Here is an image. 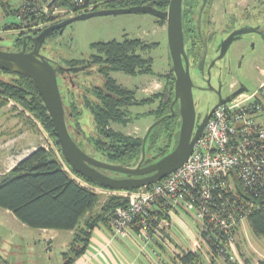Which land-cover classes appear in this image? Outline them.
<instances>
[{"label":"trees","instance_id":"16d2710c","mask_svg":"<svg viewBox=\"0 0 264 264\" xmlns=\"http://www.w3.org/2000/svg\"><path fill=\"white\" fill-rule=\"evenodd\" d=\"M90 1H97L93 10L145 4L166 10L169 3V0H84V3ZM59 3L70 4V0H60ZM200 3L201 0L182 1V26L185 39L192 38V33L196 32ZM1 5L4 6L3 2ZM32 6L31 1H23L17 8L4 6L6 13L13 14L17 18V22L5 23L2 27L5 30H20L13 40L14 45L22 43L23 28L30 26V22L36 23V20H40L45 22L46 26L58 21L53 18H37L38 14L31 13L28 8L31 9ZM72 7L75 12L78 11V7ZM21 10L25 11L21 12ZM157 20L160 24L165 23L163 19L157 18ZM42 29L38 31L32 29L30 32L37 34ZM55 33L58 31L54 30L48 35ZM92 46L95 52L90 58L95 63L101 83L96 85L84 82L80 86L79 94L65 85H62L63 92H61V87L58 85L66 109L65 121L68 131L87 154L110 163L135 166L141 158L143 136L123 133L115 130L112 125H126L143 114L132 112L130 107L133 105L151 104L157 101L156 106L148 111L154 115V120L168 113L174 95V74L170 68L164 74L162 90L138 98L135 90L120 84L110 73L113 71L129 75L151 73V57L138 52L144 51L149 45L137 38L124 37L122 40L94 42ZM194 48L190 49L191 53L187 50V54L196 58ZM72 61L67 63L71 65L78 63ZM8 99L20 103L41 121L52 136L59 156L57 157L52 150L38 145L16 162L0 178V208L9 210L20 222L32 228L73 230L69 247L61 254L60 264H75L76 259L81 257L87 248L91 230L99 223L107 225L115 207L123 205L125 201L121 197L111 196L103 201L99 209L96 208L99 194L94 187H105L81 176L65 161L60 152L52 120L32 79L23 74L0 69V107L4 106ZM257 101L264 109V97H259ZM83 111L86 112L84 115ZM29 122L34 125L31 120ZM179 125L180 116L176 110L174 116L164 118L150 130L145 140L143 164L162 157L175 146ZM81 181L86 182L87 185L82 184ZM255 202L256 206L248 215L247 222L254 234L263 235L264 198L258 197ZM224 249L211 245V256H217V253L224 252ZM194 259H199L196 252L185 250L182 253L181 261L185 264L193 263ZM210 260L213 258L210 257ZM258 264H264V261L260 260Z\"/></svg>","mask_w":264,"mask_h":264},{"label":"rangeland","instance_id":"374dc122","mask_svg":"<svg viewBox=\"0 0 264 264\" xmlns=\"http://www.w3.org/2000/svg\"><path fill=\"white\" fill-rule=\"evenodd\" d=\"M1 2H3L4 6L9 5L11 8H17L22 3V0H0V27L2 28L5 23L17 22V18L13 14L6 13V7L2 6ZM251 2L252 0H212L206 7L203 19V31H213L215 34H220L223 26H226V21L229 19L232 21L238 19L240 12L247 9ZM60 6L62 5L60 4ZM23 32L24 34L26 33V31ZM18 33H20L18 29H0V48L13 47V40ZM124 37L137 38L149 45L144 51L138 52L151 57L152 72L129 75L120 71H113L110 75L120 84L135 90V94L138 98L153 95L155 92L162 90L164 86V74L171 67L166 22L160 24L157 17L149 13L132 12L109 14L93 16L84 20H76L66 25L61 32L48 35L45 38V53L54 61H62L64 59L83 60L95 52L92 43L112 39L122 40ZM235 57L236 54L233 53L232 58L234 59ZM228 62V59L226 62H224V60L219 62V65L224 67L222 70H219L218 67L212 68V85L219 87L221 84L222 94L226 96L233 91L229 87L230 83L236 81L238 85L243 83L248 89L247 92L251 93L255 91L263 98L264 85L259 86V83L264 77L260 76L251 66L248 67V73L246 74H241L234 70L232 72H227L225 71V65H227ZM245 64L246 63H244V67L246 66ZM92 69L87 73L82 69L78 70V75L73 76V78L64 83V85L71 87V89L76 90V92L80 90L77 86V81H81V79H83L82 84L88 82L99 85L101 79L95 72V68ZM198 71L199 69L197 68H191L192 80L197 84L200 81L198 77L200 73ZM59 85L61 87V92H63V86L60 80ZM194 98L197 111H204L205 113L217 101L216 94L210 89H194ZM156 103L157 101L151 104L146 103L144 105L131 106L130 109L132 112H141L143 114L126 125L113 124L112 127L126 134L139 137L143 136L146 129L154 121V115L148 113V111L153 109ZM85 113L86 112L83 111V115ZM30 120L33 122V126L30 124ZM259 120L264 123V113L259 116ZM85 124L88 126L87 123ZM0 130L2 132L16 130L22 133L16 142L12 140V145L14 143L15 145L10 147L3 145L0 147V177L3 175V172L8 171L18 162L21 155L28 152L27 148L29 149L33 146L36 147L41 145L46 149L52 150L57 157L59 156L52 136L41 121L34 117L28 109L23 107L20 103L15 102L13 99H8L7 103L0 107ZM14 133L15 132H9L8 134L12 135L1 136L0 145L14 137L17 138ZM63 165L65 166L64 163ZM106 174L110 176L121 175L112 171H106ZM97 192L99 194V201H104L108 197L114 196L113 193L101 188H99ZM239 223V233L235 234L234 239L240 246H236V244L233 245L234 247H231V251L236 256V261L230 262L228 260H222L216 255L211 256L208 249L200 247L198 252H196L199 255V259H194V262L191 264H249L252 252L250 253L248 249L246 235L250 233V231H245L246 234L243 231L245 227L242 225H246V221L242 220ZM191 228H194L193 223H191ZM59 233H62V235L67 234L65 231H56V235ZM193 233L195 234L196 232L194 231ZM152 234L151 236L149 235V243L153 236L155 239L158 238V234L154 232ZM44 238L45 234L40 232L37 228L25 225L22 226V222L12 216V214L6 213L3 208H0V261L2 263L60 264L62 261L61 250L65 247H63V242L66 239H64V237H56V239L52 241L51 249H48L46 248L48 245L47 241ZM139 241L143 248L146 250L149 249V246H147L148 242L145 239L139 238ZM68 242H70V237L68 238ZM186 249H188V247ZM181 256L182 254H177V258L174 259V263L172 264H178L179 262L185 264L181 261ZM210 257H212L213 260H210ZM172 259L171 256L167 257V264L172 262Z\"/></svg>","mask_w":264,"mask_h":264},{"label":"built area","instance_id":"2783aa9c","mask_svg":"<svg viewBox=\"0 0 264 264\" xmlns=\"http://www.w3.org/2000/svg\"><path fill=\"white\" fill-rule=\"evenodd\" d=\"M23 1L32 2V8H28L38 14L37 18L58 21L93 10L97 3L70 0V4L60 6V0ZM45 24L36 20L23 31H38ZM229 87L234 91L236 84L231 82ZM259 97L255 91L242 92L217 105L188 158L161 180L136 190L94 187L125 201L109 216L112 237L125 236L131 228H136L147 242L153 232L163 231L169 236L172 214L181 211L191 219L197 237L187 250L198 252L205 247L210 252L211 245L224 247L228 252L217 256L236 261L231 247L239 222L247 221L256 198H264V123L259 120L264 109L257 101Z\"/></svg>","mask_w":264,"mask_h":264},{"label":"water","instance_id":"95a60500","mask_svg":"<svg viewBox=\"0 0 264 264\" xmlns=\"http://www.w3.org/2000/svg\"><path fill=\"white\" fill-rule=\"evenodd\" d=\"M182 1L169 0L166 10H160L152 5L145 4L130 7L95 9L77 13L45 26L36 35H24L22 38V48L19 51L0 49V69L26 75L36 85L52 120L60 152L68 165L81 176L105 188L132 190L161 180L171 171L181 166L188 158L214 108L219 104L230 101L238 94L248 91L247 87L243 83H240L237 89L224 96L220 92V89L211 87L213 91L215 90L217 101L209 109L201 123L195 125L196 113L192 93L193 81L189 72L188 57L184 48ZM132 12L149 13L166 22L168 49L171 60L170 68L174 74V95L170 104V113L166 116L173 115V105L178 103L180 125L175 146L159 159L148 164H143L145 158V140L150 130L162 121L165 116L154 120L142 137L140 160L135 166H124L95 158L84 152L74 141L66 125L65 109L57 81V73L69 71L73 68H66L57 62H51L39 52V48L50 32L54 30L61 32L66 25L76 20H84L93 16ZM247 31V29L241 28L229 33L218 46L219 55L217 58L220 59L225 54L229 45L237 38V34L240 35ZM26 39H30L33 42V48L30 51H25ZM204 56L205 52L203 58L200 60V64H203ZM104 171H112L127 176L114 177L106 174Z\"/></svg>","mask_w":264,"mask_h":264},{"label":"crops","instance_id":"0c3cea01","mask_svg":"<svg viewBox=\"0 0 264 264\" xmlns=\"http://www.w3.org/2000/svg\"><path fill=\"white\" fill-rule=\"evenodd\" d=\"M245 65L246 66L243 70L244 74L248 73L247 71L248 67L251 66L256 70L260 68L261 69L260 76L264 77L263 56L254 57L250 59V61ZM233 82L236 84V89H237L239 87L238 83L236 81ZM263 85H264V78L259 83V86H263ZM261 114L259 116H261ZM9 132H15L14 135H16L17 138L14 137L11 140H8L6 143L1 144L0 147L3 145L8 147L15 145V143L12 145V140L16 142L19 136L22 134L20 132H17L16 130L4 131V132L0 130V139L1 136L3 135H7V136L12 135V134H8ZM34 148L35 146L29 148L30 150L27 148L28 152L26 154L21 155V158H19L18 161L23 157H25ZM8 171L3 172L2 176H4ZM102 203L103 200L99 201L97 205L98 207L96 208L99 209ZM4 211L6 213L12 214L7 209H4ZM12 216L14 215L12 214ZM172 219H173V225L170 232H168L169 236L163 231L160 232V234H158L157 236L158 238L155 239L153 236L152 240H150V243L148 242L147 245L149 246L148 250H146L141 246L139 238H142V235L136 228H131L125 236L112 237V231L110 227L104 223H99L91 230L87 248L83 253V255L76 259L75 264H161V263L167 264L166 259L169 256H171V258L173 259L172 262H169L168 264L170 263L172 264L174 263V259L177 258L176 255L182 254L185 250H187L186 249L187 247L191 248L192 247L191 244L197 238L193 233L194 232L193 229L191 228L192 221L186 213H183L181 211H176L172 214ZM245 224L246 225L244 224L242 225L243 227H245V230L243 229V231L244 232L250 231V233H247L246 235L247 236L246 242L248 244L247 246L249 247L248 249L250 253L252 252L251 253L252 255L250 256L251 258L249 260V264H258V261L260 260L264 261V234L263 235L254 234L252 229L250 228L249 223L246 221ZM23 225L25 224L22 223V226ZM247 227L249 230L247 229ZM37 229L45 234L44 239H46L48 244L46 248L51 249L52 241L55 240L56 237H64V239L66 240H64L63 242L64 243L63 247L64 246L65 247L63 250H61V254L62 252L68 249L70 243L68 242V238L70 237V241H71L73 236V230H61L67 232V234L62 235V233H59L56 235V231H60V230L46 229V228H37ZM237 231L238 232L236 233H239L238 229ZM236 244L237 243L235 242V245ZM236 246H240V244L238 243ZM11 264H15V263L11 262Z\"/></svg>","mask_w":264,"mask_h":264},{"label":"flooded vegetation","instance_id":"af4514ba","mask_svg":"<svg viewBox=\"0 0 264 264\" xmlns=\"http://www.w3.org/2000/svg\"><path fill=\"white\" fill-rule=\"evenodd\" d=\"M211 1L212 0H201L200 7H199L200 13L196 19V22H197V27L195 28L196 32L192 33L193 34L192 38L185 39V36H184V48H185L186 54H187V50H189L190 52V49L194 47L196 51V58L193 57L191 54L190 55L187 54L190 75H191L192 67L199 69L198 72L200 73L198 76L200 78V81L198 82V84L194 82V80H192L193 81V87H192L193 98H194V89L212 90L211 87H213L215 89L216 88L220 89V92L222 93L221 84L218 87V86L212 85L211 83L212 72H213L212 68L218 67L219 70H222V68H224L219 65L220 61L224 60V62H226L228 59L229 62L227 63V65H225V68H226L225 71L232 72L234 70V71H238L241 74H244L243 70L245 67L243 65L245 62L248 63L250 59L256 56L264 57V0H252L248 8L240 12L238 19H235L232 21L231 19L228 18L229 20L227 19L228 21H226L225 23L226 26H223L220 34H215L213 31L212 32L203 31V19L205 16L206 7L211 3ZM198 21H199V24H198ZM241 28L247 29L248 31L240 35L237 34L236 35L237 38L234 41H232V43L229 45L225 54L220 59L217 58L219 55L218 46L220 42L229 33H231L234 30L241 29ZM28 34H31V33L28 32V33H25L24 35H28ZM32 35H36V34H32ZM44 40L40 44V48H39V52L41 54H43L51 62H57L66 68H73L69 71H63V72L57 73L58 85H59V80H60L61 85L64 86V83L71 80L73 76L78 75L77 72L80 69L84 70V72L87 73L92 68H95V72H96L95 63L92 62V59L90 58V56L83 60H77V59H68V60L64 59L62 61L52 60V58L49 57V55L45 53ZM12 46L13 47H8V48L2 46L3 48H0V49L9 50V51H19L22 48V43L20 45H12ZM32 48H33V42L30 39H26L25 51H30ZM204 52H205L204 61H203V64H200V60L203 58ZM233 53L236 54V57L234 59L232 58ZM70 60H73L78 63L71 65V63H67V61H70ZM260 70L261 69L258 68L256 72L261 74ZM82 80L83 79H81V81H77L78 88H81L80 86L82 84ZM208 81H209V84H208ZM80 91L81 90L77 91V94H79ZM213 92L215 93V90ZM170 104H169V110H170ZM194 104H195V113H196L195 125H198L201 123V121L203 120V118L205 117V115L208 113L209 110H207L206 113L204 111H197L195 98H194ZM173 110L174 112H173V115L171 116H174L175 111L178 110V103H175L173 105ZM169 113L170 111L168 113H165L163 116H165V118L171 117V116H166ZM104 172L106 173V171ZM123 176H127V175L121 174L119 176H114V177H123Z\"/></svg>","mask_w":264,"mask_h":264},{"label":"bare ground","instance_id":"6f19581e","mask_svg":"<svg viewBox=\"0 0 264 264\" xmlns=\"http://www.w3.org/2000/svg\"><path fill=\"white\" fill-rule=\"evenodd\" d=\"M79 13H81V12H79ZM65 19V18H64ZM58 22V21H57ZM55 23V22H54ZM51 24V23H50ZM49 25V24H48ZM47 26V25H46ZM44 28V27H43ZM48 36V35H47Z\"/></svg>","mask_w":264,"mask_h":264}]
</instances>
